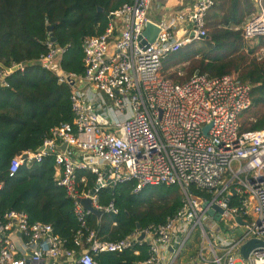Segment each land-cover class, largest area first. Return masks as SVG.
Wrapping results in <instances>:
<instances>
[{
  "label": "built area",
  "instance_id": "obj_1",
  "mask_svg": "<svg viewBox=\"0 0 264 264\" xmlns=\"http://www.w3.org/2000/svg\"><path fill=\"white\" fill-rule=\"evenodd\" d=\"M154 1L132 0L108 14L104 33L83 42L82 75L64 71L66 48L49 36V51L40 60L60 83L70 85L73 122L53 128L36 150L16 154L10 175L24 164L55 155L57 183L73 199L80 223L79 248H66L50 224L31 223L27 214L12 210L0 215V264H97L94 256L100 252L144 244L149 255L135 264H183V250L198 226L209 240L214 232L227 235L218 240L219 252L211 245L210 253L203 248L187 264H264V245L247 259L240 252L251 239L264 243V127L241 132L239 120L252 105V84L238 72H197L184 82L166 78V56L208 38L206 16L216 0H194L188 14L154 22L159 32L146 47L143 32L151 22L148 10ZM252 1L254 11L238 27L246 40L264 37V0ZM25 66L6 68L0 62V87H9L8 76ZM79 170L96 175L97 194L129 181L136 182L135 193L148 185H178L182 205L161 224L137 228L116 241L103 239L88 226L92 212L79 201L91 192L80 189L87 178H79ZM193 186L212 198L196 194ZM97 194L92 196L96 208L103 214L118 213L114 203L100 205ZM234 197L238 203L231 206ZM206 203L224 209L219 221L207 213ZM212 220L219 224L214 226Z\"/></svg>",
  "mask_w": 264,
  "mask_h": 264
},
{
  "label": "trees",
  "instance_id": "obj_2",
  "mask_svg": "<svg viewBox=\"0 0 264 264\" xmlns=\"http://www.w3.org/2000/svg\"><path fill=\"white\" fill-rule=\"evenodd\" d=\"M130 1L0 0V62L6 68L26 65L8 76L9 87H0V215L21 211L31 223L50 224L69 249L79 248L80 223L73 199L57 183L55 155L24 164L10 175V161L16 154L36 150L53 128L72 123L74 118L70 85L60 83L46 66L30 62L48 53V26H53L56 45L66 48L62 68L67 73L84 74L85 38L104 33L108 14ZM253 5L252 0H216L206 16L208 38L188 44L162 61L164 70L190 63L187 77L176 82L186 81L195 71L210 76L238 72L242 80L250 82L252 105L239 117L241 132L264 127V57L258 60L254 48L246 51V40L238 29L254 11ZM78 176L87 178L81 189L88 191L96 185L95 174L79 170ZM135 186V181H129L98 192L100 205L114 203L118 209V213L106 212L100 218L93 213L88 216V226L103 239L119 240L134 232L138 224L141 228L161 224L182 205L178 185H148L138 193L133 192ZM192 190L212 198L209 192L194 186ZM237 203L236 197L230 201L231 206ZM148 254L144 244L122 252H100L94 259L97 264H135Z\"/></svg>",
  "mask_w": 264,
  "mask_h": 264
},
{
  "label": "rangeland",
  "instance_id": "obj_3",
  "mask_svg": "<svg viewBox=\"0 0 264 264\" xmlns=\"http://www.w3.org/2000/svg\"><path fill=\"white\" fill-rule=\"evenodd\" d=\"M252 4H253V1H252ZM253 7H254V5H253ZM198 41L202 42V40H198ZM246 44H247L246 51H249V49L254 48L255 52L253 53V55L256 56L258 58V60H261L264 57V37H257V38H253V39H248V40H246ZM189 69H190V63L189 62H182V63H178V64L171 66L168 70L162 69V74L166 78H169L170 80L176 82V79L179 77L180 78H186L188 75ZM197 72L198 71H195L194 73H197ZM210 224H213V222L211 221ZM204 227L207 231H209V223L205 222ZM212 234H209L210 235V240H209L207 237L204 236L202 228L200 226H198L195 229L193 235L187 241L185 248L183 250V255H182L183 257L181 258L180 261L183 264L189 263L190 261L195 259L197 252H199V250H201L203 248L206 249L207 253H210L209 249L211 248V245L213 247H215L216 250H218V252H219L217 244H218V238H220V237H218L216 232H214ZM224 234H226L225 231H223L221 233V235H220L221 238H225Z\"/></svg>",
  "mask_w": 264,
  "mask_h": 264
},
{
  "label": "water",
  "instance_id": "obj_4",
  "mask_svg": "<svg viewBox=\"0 0 264 264\" xmlns=\"http://www.w3.org/2000/svg\"><path fill=\"white\" fill-rule=\"evenodd\" d=\"M98 10L103 11V8L98 7ZM52 30H53V26H48V31L50 32L51 41L56 43V38L53 36ZM158 32H159V27L152 21L148 22L146 27H145V30L143 32L145 39L143 40L142 44L145 45L146 47H148L150 43H153L156 40ZM30 64L43 65V62H42V60L37 59V60H33L32 62H30ZM208 128H209V126L206 127V130H208ZM65 148H66V143H64L61 146V149L64 150ZM96 194H97V187L93 188L91 190L90 196L85 197V198H80L79 201L84 206L85 209L90 210L93 214H95L98 218H100L103 214L102 210L96 208L93 205L92 196H94ZM205 205L208 207V203H206ZM223 212H224V209L219 207L216 204L207 208V213L217 221L220 220V214ZM238 222H240L241 224L245 223L244 220H242L241 218H238ZM137 228L141 229V226L138 224ZM241 232H242V230H241V228H239L238 233H241ZM144 236H145V234L142 233L140 236V239L142 240L144 238ZM259 245H264V243L257 241L255 239H251V240L247 241L245 244H243L241 246V249H240L242 257L247 259L249 257L250 252Z\"/></svg>",
  "mask_w": 264,
  "mask_h": 264
},
{
  "label": "crops",
  "instance_id": "obj_5",
  "mask_svg": "<svg viewBox=\"0 0 264 264\" xmlns=\"http://www.w3.org/2000/svg\"><path fill=\"white\" fill-rule=\"evenodd\" d=\"M193 2L194 0H155L154 2H152L148 10V17L150 18L152 22L158 23L163 20H169L170 17L174 18L180 13L188 14L192 8ZM86 184L87 183H84V186H86ZM80 189H81V186H80ZM212 221L214 222L213 224L214 226L219 224L215 220H212ZM220 235L221 233L218 234V237H221ZM219 239L220 238H218V240ZM138 252L140 253L139 250ZM139 253H136V254L138 255Z\"/></svg>",
  "mask_w": 264,
  "mask_h": 264
}]
</instances>
